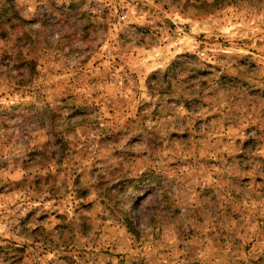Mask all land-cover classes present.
Returning <instances> with one entry per match:
<instances>
[{
	"label": "rangeland",
	"instance_id": "rangeland-1",
	"mask_svg": "<svg viewBox=\"0 0 264 264\" xmlns=\"http://www.w3.org/2000/svg\"><path fill=\"white\" fill-rule=\"evenodd\" d=\"M42 6L38 0L36 11ZM66 6L77 13L63 17L74 30L52 43L51 35H18L28 27V5L0 0V39L29 48L15 58L16 75L0 84V213L31 239L3 238L0 264H254L250 253L264 238V177L236 173L251 172L245 154L264 149V76L256 75L264 70V0H73ZM221 58L231 71L212 62ZM169 72L183 80L169 79ZM141 85L160 99L143 101ZM217 87L226 96L213 111L221 106ZM41 89H58L53 99L69 116L62 129V113L51 129L33 121L51 138L24 147L17 114L34 107L28 96ZM181 106L210 114L192 123L193 131L169 132L189 126L170 119ZM125 130L136 135L126 138ZM229 145L240 151L230 155ZM257 160L264 171V157ZM225 161L232 175L221 167ZM158 162L165 166L154 167ZM102 166L120 179L110 183ZM169 173H175L170 181ZM129 187L136 217L119 207Z\"/></svg>",
	"mask_w": 264,
	"mask_h": 264
},
{
	"label": "clouds",
	"instance_id": "clouds-1",
	"mask_svg": "<svg viewBox=\"0 0 264 264\" xmlns=\"http://www.w3.org/2000/svg\"><path fill=\"white\" fill-rule=\"evenodd\" d=\"M23 3L28 5V11L23 13V22L27 23L28 27H24L19 30L17 33L18 35H23L27 33L30 36H33V39H36V33H42L43 35H51L52 43H56L57 41H61L63 36L65 34H71L74 29L69 28L68 25L64 23V16H73L75 17L77 13L71 12L66 5L73 2V0H39V4L43 5L40 10L37 12V2L38 0H22ZM89 3H91V0H89ZM53 4L56 5V7L53 6ZM85 8H87V5H85ZM63 13V15L61 14ZM75 23L74 21H69V24ZM42 25H48V27H42ZM41 47H43V44L41 43ZM217 51H227V49H217ZM23 52L25 56L29 55V48L24 47V44L21 43L19 46H16L14 44V38L13 40L4 41L0 39V84H6L8 81L5 80V75L8 73H11L13 76L16 75L15 71L12 68V65L16 63V56ZM7 56H10L11 59H6ZM201 59H209V57L206 56L204 52L199 54ZM213 63H217L220 65V67L224 71H231L230 64L227 60L221 58L220 60H212ZM7 65V67H5ZM201 67H204V65H200ZM168 78L171 79L173 76H179L178 73L175 72H169ZM256 75L264 76V70H260L256 73ZM54 79H63L62 77H55ZM249 79L250 83L252 82V77H247ZM179 80H183V76H179ZM52 81H46L45 83H51ZM211 84V80L209 81ZM39 84V82H38ZM176 84V81H174V85ZM199 85V81H197V86ZM215 87V85H213ZM142 92H141V99L143 101H151L153 104H155V101L157 99H160L159 96L153 97L152 95L148 94V90L143 88V85H141ZM2 90V89H0ZM25 91L26 90H22ZM216 91L220 93L219 97L217 98V103H220V107H213V104H210L209 107H213V111H220L221 107L223 106L224 98L226 94L223 92L221 88H216ZM41 92H44L45 95L42 97ZM59 90H53V91H47L45 89H41L40 92L34 91L32 95L28 96V100H30L34 107L26 110H22L20 113H18V117L21 119V125H20V131L18 132V136L22 137V140L26 142L24 144V147L28 146H39L43 142L44 139L51 138V137H45L44 130L38 129L35 124H33V121H40L44 123L47 128H52V120L56 115H60L61 113L65 117L64 121H61L59 125H57L58 128H63L66 118L69 116V112L64 109V105L60 103L59 100L53 99L54 95H59ZM14 99L19 100L20 97H15ZM68 103H71V101H68ZM139 103V101H137ZM51 105L49 108L48 105ZM173 111L175 112V115L170 118L171 120H187L189 122V126L185 128L183 125L179 128H169L168 131H193L191 128V124L194 123L197 119L209 115L208 109L201 108L199 111L193 109V111H188L183 106L179 108H174ZM224 115V113H221ZM75 123H79L80 120L77 118ZM255 122V121H253ZM164 123V122H162ZM107 123H102L101 127H107ZM149 128L154 127V125L149 121L148 124ZM206 127V125H205ZM247 127L246 123H241V128ZM262 128H264V123L261 125ZM77 131H84V128H78ZM126 136H135L136 132H128L125 130V133H122ZM250 136L255 137L256 132L252 131ZM99 133H90V140L94 141L96 138H98ZM83 138V137H81ZM231 140H234V137L230 138ZM240 139L241 141L247 140L248 136H245L244 133L240 132ZM95 147V145H93ZM115 147H123V144L117 145ZM229 148L231 149V145H229ZM240 149H231L229 151V154L231 155L233 152H239ZM245 155L248 156L247 160H244V164H251L252 165V171L251 172H240L236 173L237 175H243V176H255L260 175L264 177V171H258L261 169L262 164L257 160L258 157H264V149H260L256 152H250L246 153ZM215 159V157H213ZM113 163L115 162V158H113ZM165 166L164 162H158L157 165H154V167H157L158 169H162ZM106 166H102V172L104 178H106L110 183L117 182L120 178L119 177H113L109 175L111 172V168H108L107 170H104ZM221 167L224 169L225 172H227L229 175L233 174L234 168H231L227 165V162H222ZM181 171H188V168L185 167L181 169ZM219 171V169H218ZM135 173H133L134 175ZM175 176V173H169V181ZM177 179H179L177 177ZM117 192H119V187L116 189ZM136 193L134 190L129 187L123 194L119 195V200L121 201L119 207L120 211L122 212H131L134 217L138 215V213L134 210L133 206V200L132 197L135 196ZM50 205H45V208H49ZM5 208V205L3 203H0V209ZM27 209H25L26 211ZM146 210L139 213V215H144V212ZM151 214V213H149ZM16 221L15 220H9L7 215H4L3 213H0V243H3V238H9V239H15L20 243H31V239L28 235H18V233L21 232V229L19 227H16ZM32 227H35V225H29V229ZM113 240L116 239V236L112 237ZM107 240V238H105ZM123 250V248H122ZM139 251V249H138ZM250 257L253 260L254 264H264V238L258 239L253 247L252 253H250ZM51 258V257H48Z\"/></svg>",
	"mask_w": 264,
	"mask_h": 264
},
{
	"label": "trees",
	"instance_id": "trees-1",
	"mask_svg": "<svg viewBox=\"0 0 264 264\" xmlns=\"http://www.w3.org/2000/svg\"><path fill=\"white\" fill-rule=\"evenodd\" d=\"M4 15V12L3 13H0V16H3Z\"/></svg>",
	"mask_w": 264,
	"mask_h": 264
}]
</instances>
